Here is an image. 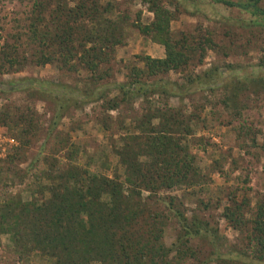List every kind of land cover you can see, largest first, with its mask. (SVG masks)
I'll return each instance as SVG.
<instances>
[{
    "label": "trees",
    "instance_id": "obj_1",
    "mask_svg": "<svg viewBox=\"0 0 264 264\" xmlns=\"http://www.w3.org/2000/svg\"><path fill=\"white\" fill-rule=\"evenodd\" d=\"M217 1L264 16L260 0ZM151 2L154 18L140 31L162 44L165 55L143 56L144 68H132L126 80L115 81L118 94L110 97L112 88L106 81L112 75L110 64L121 32L118 21L107 15L111 10L101 0H31L24 32L26 43L33 44L31 61L67 72L84 71L88 76L83 89L32 76L14 87L53 107L46 140L70 105L78 108L84 101L105 96L103 105L112 110L138 95L177 93L175 83L169 86L168 81L154 77L179 70L189 55L184 52L185 41L172 38V13L156 0ZM18 53L19 48L1 41L0 35V76L23 67L26 57L22 59ZM6 84L0 77V93L10 90L4 89ZM183 114L179 108L151 106L133 118L134 129L120 134L112 144L117 157L112 174L110 165L83 164L81 149L69 142V135L58 137L59 148L42 158L44 168L39 170L35 191L29 190L26 197L2 196L0 234L8 236L19 257L34 253L49 264H183L187 260L194 264H264V200L256 203L255 213L247 218L246 201L241 204L230 198L222 205L217 198H203L204 175L190 148L194 142L192 118ZM108 117L103 122L107 131L111 128ZM35 118L32 110L16 113L8 105L0 107V125L18 141L9 162L21 160L38 134ZM61 151L64 153L59 154ZM1 174L5 173L0 169ZM175 188H182L181 197L170 192ZM193 198L205 210L213 201L216 207L222 205L221 216L228 224L239 232L248 231L245 247L219 244L218 228L208 218L193 212L188 215L184 200ZM171 223L174 237L167 244L164 234Z\"/></svg>",
    "mask_w": 264,
    "mask_h": 264
},
{
    "label": "rangeland",
    "instance_id": "obj_2",
    "mask_svg": "<svg viewBox=\"0 0 264 264\" xmlns=\"http://www.w3.org/2000/svg\"><path fill=\"white\" fill-rule=\"evenodd\" d=\"M156 2L172 13V38L184 40V52L189 55L187 64L179 70L154 77L168 81L169 86L175 83L173 91L177 93L138 95L112 110L104 107L105 96L100 100L84 101L78 108L70 105L46 140L53 107L45 100L14 87L21 85L22 78L32 76L55 83L66 82L73 88L83 89L88 76L84 71L67 72L52 64L37 65L31 61L34 59L33 44H27L24 37L31 0H0L1 41L5 39L15 44L19 48V57H26L21 69H11L0 76L7 82L4 89H10L0 93V107L8 105L16 113L32 110L39 123L38 134L33 137L22 159L11 162L8 156L13 154L18 141L13 132L0 125V169L5 173L0 175V200L4 195L26 197L29 190L35 191L39 170L44 168L42 158L59 148L58 137L62 136L68 138L69 135V142L81 149L79 159L83 164L99 168L103 164L110 165L109 174H112L117 160L111 150L112 144L120 134L134 129L132 119L142 116L151 106L174 107L192 118L194 142L190 148L204 175L203 198H217L222 205L232 198L241 204L246 201V217L255 213L256 203L264 200V16L217 0ZM102 3L111 10L107 15L115 18L121 29L118 31L120 41L110 64L112 75L106 81V85L112 88L110 97H113L118 94L113 88L114 82L126 80L132 68H144L143 56L162 58L165 51L162 44L140 31V27L154 18L151 0H101ZM259 6L264 10V0H260ZM15 80L19 84H10ZM109 115L111 128L107 131L103 122L110 119ZM119 170L122 172L121 168ZM170 192L181 197L183 190L175 188ZM184 202L188 215L192 212L199 214L218 228L219 244L230 242L236 248L245 247L248 231L233 229L221 216L222 205L216 207L218 205L213 201L205 210L202 204L196 205L194 198ZM173 237L171 223L164 240L168 244ZM194 262L187 260L183 264ZM0 264H49V260L34 253L25 259L19 257L8 236L0 234Z\"/></svg>",
    "mask_w": 264,
    "mask_h": 264
}]
</instances>
